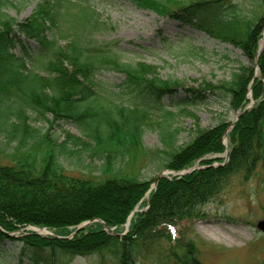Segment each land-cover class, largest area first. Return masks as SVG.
Returning a JSON list of instances; mask_svg holds the SVG:
<instances>
[{
	"label": "trees",
	"instance_id": "16d2710c",
	"mask_svg": "<svg viewBox=\"0 0 264 264\" xmlns=\"http://www.w3.org/2000/svg\"><path fill=\"white\" fill-rule=\"evenodd\" d=\"M128 1L233 44L251 64L240 63L228 80L190 84L161 76L156 65L125 60L122 39L108 38L115 25L89 0H42L22 21L5 13L7 0H0V134L4 144L14 145L4 157L10 162H0V247L13 244L12 264H73L77 257L91 258L89 264H139L141 253L158 252L163 240L177 264H202L192 242L182 250L171 243L172 232L202 218L206 203L235 182H248L263 165L264 0H255L246 14L233 0ZM22 37L41 45L37 56L45 76L26 68ZM107 72L123 76L118 90L104 88ZM249 94L253 105L244 110ZM208 95L225 97L239 111L234 124L222 120L203 128L194 118V127L174 126L169 108L182 112ZM27 110L46 127L28 122ZM156 110L165 117L153 125L146 116ZM61 122L75 124L89 141L66 131L60 141L51 128ZM149 126L157 129L158 148L145 146ZM182 131L189 139L178 144ZM84 151L101 160L100 175H71L59 162V156L79 160ZM140 158L150 170L199 166L154 185L159 176L142 178L134 169ZM141 204L145 210L133 213ZM130 216L128 231L116 234ZM86 221L92 222L71 236Z\"/></svg>",
	"mask_w": 264,
	"mask_h": 264
},
{
	"label": "rangeland",
	"instance_id": "374dc122",
	"mask_svg": "<svg viewBox=\"0 0 264 264\" xmlns=\"http://www.w3.org/2000/svg\"><path fill=\"white\" fill-rule=\"evenodd\" d=\"M39 1L42 0H7L3 11L22 21L32 13ZM89 1L101 15L110 18L115 25V29L110 32L108 38L122 39L124 59L133 63L146 62L156 65L163 77L174 76L196 85L202 80L218 83L230 79L240 63L251 64L242 50L233 44L212 38L203 31L187 26L182 27L173 19L161 16L152 10L137 7L128 0ZM233 1L238 3L243 14L250 13L256 2L255 0ZM48 37L51 38L52 35L49 34ZM22 39L25 51L29 55H23L20 48H17L15 53L24 56L28 70L45 76L47 73L41 68L40 57L37 56V52L42 48L41 45L33 39H25V37ZM65 44L63 40L59 42L61 47ZM263 44L264 38L260 42L261 46ZM168 46H171L173 50H168ZM122 79L123 76L116 72H107L101 77L104 88L110 91L118 90L116 86ZM248 99L249 103L244 110L253 105L251 94L248 95ZM164 102L168 103V99L166 98ZM0 107L3 108V105ZM169 109L175 113L172 118L174 126L181 129L194 127V118H198L203 128H210L222 120L234 122L240 116L239 111L230 108L225 97L214 95L206 96L202 103L188 106L182 112L178 109ZM26 115L31 117L28 122L32 125L46 127L47 123L36 120L30 110L26 111ZM164 117L163 111L156 110L148 112L146 121L155 125ZM154 127H147L144 133L143 140L148 148L161 146L157 129ZM51 131L56 133V136H60V141L64 139L65 131L89 141V138L84 137L80 129L72 123L61 122L59 125H54ZM4 136L0 134V141L5 148L2 153L0 152V162L9 163V158L4 157H8L14 145L4 144L6 141ZM188 139V132L182 131L178 137V144ZM225 144L227 145V138H225ZM226 155L227 153H223L220 157L224 159ZM79 157L77 160L76 155L59 156V162L71 175L82 177L92 174L100 175L98 172L99 165L102 163L100 159L91 158L86 151ZM141 159L137 160L133 167L139 171L142 178L186 172H174L166 168L150 170L145 164L143 165ZM198 166L199 163H196L195 168ZM235 183L222 195L202 207V218L185 221L172 232L171 243L176 248L179 246L178 249L182 250L184 244L192 242L196 256L202 264H264V232L256 226L257 221L264 218V162L259 167L257 175L251 180ZM148 196V194L145 195V201L148 200ZM145 208L141 204L134 211H144ZM131 216L122 229L123 233L128 231ZM91 222L86 221L82 224L87 223L86 226H88ZM26 230H34L43 235L53 234L51 229L46 227L29 226ZM23 231L19 230L15 235ZM73 233L71 236L74 235ZM2 247L5 251L0 254V264L14 263L10 253L13 244L5 242L1 244L0 248ZM169 247L170 243L163 240L159 244L158 252L143 251L139 264H177L168 253ZM90 260L91 258L77 257L73 264H89Z\"/></svg>",
	"mask_w": 264,
	"mask_h": 264
},
{
	"label": "water",
	"instance_id": "95a60500",
	"mask_svg": "<svg viewBox=\"0 0 264 264\" xmlns=\"http://www.w3.org/2000/svg\"><path fill=\"white\" fill-rule=\"evenodd\" d=\"M238 117H239V116H238ZM238 117H237V119H238ZM237 119H236V120H237ZM236 120H235L234 122H236ZM234 122H233V124H234ZM162 176H163V175L159 176L155 183H157L158 180H159V178H161ZM86 225H87V223H84V224L80 225V226L74 231L73 234L77 233L80 229L86 227ZM256 226H257L258 229H260L261 231L264 232V218L258 220ZM120 235H121V234H120Z\"/></svg>",
	"mask_w": 264,
	"mask_h": 264
}]
</instances>
